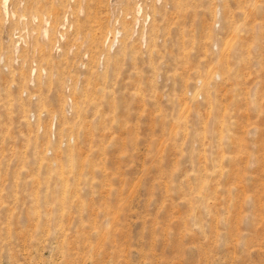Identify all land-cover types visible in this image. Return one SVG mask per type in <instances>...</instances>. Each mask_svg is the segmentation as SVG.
Returning <instances> with one entry per match:
<instances>
[{"label": "rangeland", "instance_id": "obj_1", "mask_svg": "<svg viewBox=\"0 0 264 264\" xmlns=\"http://www.w3.org/2000/svg\"><path fill=\"white\" fill-rule=\"evenodd\" d=\"M2 3L0 264H264V0Z\"/></svg>", "mask_w": 264, "mask_h": 264}, {"label": "bare ground", "instance_id": "obj_2", "mask_svg": "<svg viewBox=\"0 0 264 264\" xmlns=\"http://www.w3.org/2000/svg\"><path fill=\"white\" fill-rule=\"evenodd\" d=\"M118 1H119V0H118ZM5 2H6V0H3V3H2V4L5 5ZM103 2H104V1H103ZM95 4H96V3H95ZM108 4H109V3H108ZM138 4H139V3H138ZM100 5H101V4H100ZM132 5H133V4H132ZM94 6H95V5H94ZM94 6H93V7H94ZM134 6H135V5H134ZM95 7H97V6H95ZM95 7H94V8H95ZM102 7H103V6H102ZM102 7H101V8H102ZM139 10H140V9H139ZM109 11H110V10H109ZM94 12H95V11H94ZM137 16H138V15H137ZM102 18H103V17H102ZM102 18H101V19H102ZM104 18H105V17H104ZM110 18H111V17H110ZM127 18H128V17H127ZM95 23H96V22H95ZM92 25H93V24H92ZM95 25H96V24H95ZM97 25H99V23H97ZM95 27H96V26H95ZM93 31H94V30H93ZM100 31H101V30H100ZM107 33H109V32H107ZM98 35H99V34H98ZM91 37H92V36H91ZM95 37H96V35H95L93 38H95ZM95 39H96V38H95ZM96 40H97V39H96ZM93 42H95V41H93ZM207 74H208V73H207ZM91 99H92V98H91Z\"/></svg>", "mask_w": 264, "mask_h": 264}]
</instances>
